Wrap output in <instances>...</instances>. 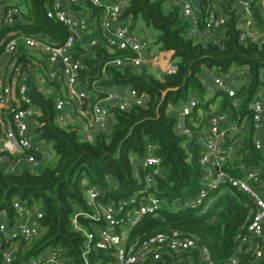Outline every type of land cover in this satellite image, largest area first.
<instances>
[{
    "label": "trees",
    "instance_id": "trees-1",
    "mask_svg": "<svg viewBox=\"0 0 264 264\" xmlns=\"http://www.w3.org/2000/svg\"><path fill=\"white\" fill-rule=\"evenodd\" d=\"M211 1L192 0L200 17L199 33L205 28V7ZM234 2H220L229 18L214 33L221 34L214 42L205 36L190 35V23L181 15L180 7L170 6L169 0H128L125 16L131 18L132 28L142 19L146 27L156 30V45L161 51L171 52L177 70L159 77L148 67L109 65L108 79L103 81L104 64L124 52L96 47L94 57L85 59L86 69L82 72V79L90 82L88 89L94 95L99 94L97 85L91 84L97 79L100 87L131 86L140 94L146 93L149 100L146 106L114 108L111 131L99 133L94 141L82 140L77 126L58 125L54 97L33 92L42 111L36 128L38 138L53 144L56 158L35 169L8 170L0 165V215L4 213L10 221L15 220L16 198L42 213L38 220L41 235L30 248L21 249L13 264H28L30 258L38 257L50 247L62 249L68 264L113 263L116 260L113 247L94 248L88 254V262L85 261V236L72 225V218L78 211L91 210L85 197V181L100 188L99 201L103 203L109 200L126 203L141 189L142 181L134 176L133 159L143 158L150 145L162 158L164 175L156 180L160 207L156 214H146L140 219L131 229L130 239L141 241L159 232L179 229L195 235L210 249L218 264L233 255L236 236L248 216L245 202L249 198L237 188L220 185L210 192L215 200L205 212L202 207L179 205L205 187L207 167L201 162V142L195 136H183L176 131L172 109L195 97L198 104L188 119L193 130H200L195 123L206 124L214 104L217 110L230 113L239 122L246 119L251 124L248 137L226 166L229 172L240 175V164L253 167L264 160V148H257L253 141L249 109L254 97L264 96V45L239 40L242 16ZM24 8L25 20L17 24L18 28L26 33H42L57 43L68 38V29L46 16L44 0H25ZM251 8L256 25L264 30L261 0H253ZM237 67L247 68L248 82L236 85L235 96L217 89L210 93L207 73L233 77ZM37 155L42 159L41 154ZM147 171L141 169L142 178ZM126 206L132 207L127 203ZM79 220L92 228L87 218L79 216ZM184 256L183 264H200L198 250H189ZM164 259L158 264H170L168 255ZM252 260V251L245 252L239 264H251Z\"/></svg>",
    "mask_w": 264,
    "mask_h": 264
},
{
    "label": "built area",
    "instance_id": "built-area-1",
    "mask_svg": "<svg viewBox=\"0 0 264 264\" xmlns=\"http://www.w3.org/2000/svg\"><path fill=\"white\" fill-rule=\"evenodd\" d=\"M24 1L0 0V165H5L8 170L42 166L45 150L50 145L40 140L36 132L42 111L33 92L54 97L58 125L77 126L82 140L94 141L99 133L111 131L115 121L114 108L126 110L133 105L146 106L149 97L131 86L100 87L97 79L91 82L99 91L94 95L88 89L90 82L82 79L85 59L94 57L99 46L124 52L104 64L103 81L108 79L109 65L136 68L158 65L162 59L161 54L150 50L149 40L132 28L131 18L125 16L128 0H44L46 16L62 23L69 31L68 38L58 43L42 33H26L17 27L25 20ZM221 1L212 0L205 7V28L200 33V17L192 0H169V5L180 7L181 15L190 23V35L205 36L217 42V36L221 34L214 33L229 18L223 12ZM234 1L242 16L239 40L264 45V30L256 25L251 8L253 0ZM79 5L86 6L87 11L78 12ZM261 9L264 13V0H261ZM90 18L95 20L94 23ZM93 28H97L98 36L81 37V33ZM176 70L177 66L173 64L166 73ZM207 75L211 77L210 93L217 89L235 96L236 85L248 82L245 67L235 68L233 77L213 72ZM197 104L198 100L193 97L173 108L176 131L183 136H195L201 142V162L207 167L205 187L179 205L202 207L205 212L215 200L210 192L218 186L226 185L244 192L249 198V202H245L249 208L248 216L236 236L233 255L221 264H239L241 254L250 251L253 256L251 264H264V160L253 167L240 164L242 175L226 169L229 160L248 137L251 124L246 119L239 122L226 111L212 109L205 126L193 130L188 119ZM249 109L253 141L257 148L263 149L264 96L254 97ZM234 131L238 133L230 139ZM153 148L150 145L143 158L133 159L134 176L142 181V188L127 200L132 207L112 200L100 202V188L95 184L85 186V197L91 210L78 211L72 218V225L85 236L83 258L88 262V254L94 248L113 247L116 256L113 264H158L165 262V255L171 258L170 264H183L187 251L198 250L200 264H218L210 249L195 235L179 229L159 232L141 241L138 239L130 246L120 233L122 230L131 231L144 215L156 214L160 207L156 180L164 175V171L162 158L154 153ZM37 154H41L42 159ZM141 169H148L144 178ZM13 206L17 212V219L13 222L4 213L0 215V264H13L15 248H30L42 233L38 223L42 213L38 209L25 206L18 198L14 199ZM79 216L87 218L92 228L84 226ZM3 239L9 240V245ZM20 242L22 247H19ZM28 264H68V260L62 249L48 248Z\"/></svg>",
    "mask_w": 264,
    "mask_h": 264
},
{
    "label": "crops",
    "instance_id": "crops-1",
    "mask_svg": "<svg viewBox=\"0 0 264 264\" xmlns=\"http://www.w3.org/2000/svg\"><path fill=\"white\" fill-rule=\"evenodd\" d=\"M78 7V9H77V11L78 12H80V11H84V12H86L87 10H86V6H82V5H79V6H77ZM90 20L94 23V19H91L90 18ZM145 31L142 29V31H140V34L141 35H144L145 33H144ZM95 35H97V28H93L91 31H85V32H83V33H81V37L83 38V39H88V38H90V37H94ZM98 36V35H97ZM145 37V36H144ZM149 43H150V41H149ZM100 47H104V46H99L98 48H100ZM105 48V47H104ZM105 49H107V50H110V49H108V48H105ZM150 50H152V51H156L155 49H154V47L151 45V43H150ZM111 51V50H110ZM157 52V51H156ZM166 54L165 55H161V57H162V59H161V61L159 62V64L158 65H145V66H143V67H148L152 72H154L155 74H157L159 77H161L163 74H165L166 73V71L168 70V68L171 66V65H173V62H172V60H171V58H170V55H171V52H165ZM153 69V70H152ZM207 80H208V82H210V85H211V77H207L206 78ZM210 85H209V87H210ZM124 91L125 90H127L126 88H122ZM212 109L213 110H217L218 109V107L216 106V104H214V106H212ZM172 111L174 112V110L172 109ZM202 114H203V112H201ZM196 125H200V129H202L205 125H203V124H199V123H195ZM50 145L49 146H47V150H45V156H44V158H43V160L45 161V162H49V161H52V160H48V157H53V156H55V158H56V154H55V151H54V148H53V144L52 143H50V142H48ZM54 158V159H55ZM85 185L87 186V185H89V183L87 182V181H85ZM4 218H5V215H4ZM18 218H20V217H18ZM15 219H17V218H15ZM121 234H122V236L125 238V240H126V243L128 244V246H130L132 243H134V242H136L138 239H135V240H131L130 239V231L128 232L127 230H122L121 232H120ZM3 241H4V243L6 244V245H9V240H4L3 239ZM15 244V243H14ZM19 247H22V244H21V242H20V244H19ZM50 248H54V247H50ZM15 250H16V258H17V255H18V253L21 251V249H17V248H15ZM22 252V251H21ZM16 258H15V260H16ZM34 258H37V257H34ZM32 258H30L29 260H31ZM29 260H28V262H29ZM114 263V262H113ZM113 263H111V264H113Z\"/></svg>",
    "mask_w": 264,
    "mask_h": 264
},
{
    "label": "rangeland",
    "instance_id": "rangeland-1",
    "mask_svg": "<svg viewBox=\"0 0 264 264\" xmlns=\"http://www.w3.org/2000/svg\"><path fill=\"white\" fill-rule=\"evenodd\" d=\"M137 26L134 28L136 32H138L140 34V31H142V29L145 31L144 35L151 43V45L154 47V49L161 55H165V51H161L159 46L156 45L155 41H156V37L158 35V32L152 28H148L145 26L144 22L142 19H139L137 24ZM153 70V69H152ZM55 158V156L53 157H48V160H53Z\"/></svg>",
    "mask_w": 264,
    "mask_h": 264
},
{
    "label": "water",
    "instance_id": "water-1",
    "mask_svg": "<svg viewBox=\"0 0 264 264\" xmlns=\"http://www.w3.org/2000/svg\"><path fill=\"white\" fill-rule=\"evenodd\" d=\"M237 133H238L237 131H234V132L230 135V139H233L234 136H235Z\"/></svg>",
    "mask_w": 264,
    "mask_h": 264
}]
</instances>
